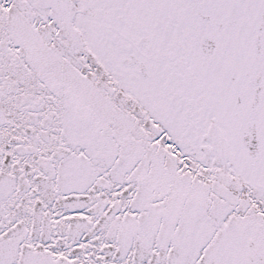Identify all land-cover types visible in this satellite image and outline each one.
I'll return each instance as SVG.
<instances>
[{
    "label": "snow or ice",
    "instance_id": "1",
    "mask_svg": "<svg viewBox=\"0 0 264 264\" xmlns=\"http://www.w3.org/2000/svg\"><path fill=\"white\" fill-rule=\"evenodd\" d=\"M0 264H264V0H0Z\"/></svg>",
    "mask_w": 264,
    "mask_h": 264
}]
</instances>
